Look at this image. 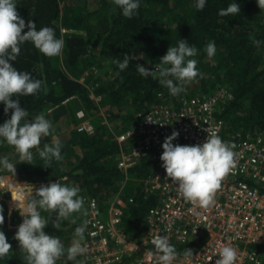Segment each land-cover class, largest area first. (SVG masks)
<instances>
[{"label":"trees","instance_id":"16d2710c","mask_svg":"<svg viewBox=\"0 0 264 264\" xmlns=\"http://www.w3.org/2000/svg\"><path fill=\"white\" fill-rule=\"evenodd\" d=\"M62 1L66 2L63 10L60 7ZM231 2L207 0L204 9L198 10L195 0H141L137 14L126 18L114 0H16L17 11L26 23L33 20L37 29L50 26L54 28L55 35L65 41L61 54L52 57L41 53L31 42H25L20 46L17 59L12 62L19 70L28 71L34 79L42 81L37 93L19 97L20 106L27 109L29 119L44 113L49 106H59L73 98H78L87 110L98 112L105 104L114 106L116 113L111 108L105 109L106 123L93 125L94 133L90 136L73 129L77 124L76 118L66 114L61 123L63 118L60 114L53 115V131L41 138L37 147L51 143L52 137L56 136L62 144V159L54 160L48 167L35 148L32 149L33 159L22 162L12 145L0 142V157L6 156L16 165L15 172L0 168V191L5 186L24 183L33 184L34 191L41 184L59 180L78 186L80 195L96 197L101 203L105 201L103 196L99 197L101 189L105 195L109 194L107 192L117 193L123 183V175L116 167L120 147L108 124L121 119L125 125L120 130L123 131L137 123L136 113L160 102L159 94L167 101L186 96L169 95L168 89L159 84L158 79L144 77L136 70L137 64L148 67L138 58L139 53L143 61L150 62L148 68L151 69L168 47L175 46L180 38L186 39L196 46L198 53L206 56L205 46L209 41H215L216 52L212 58L220 61V81L225 82L232 94L219 112V117L228 124L226 132H264V4L258 5L257 0H237L240 13L219 16L218 10ZM91 28L97 30L94 39L86 35ZM254 40L261 41V44L257 46ZM125 54H129V64L124 70H119L114 61L123 60ZM97 58L107 63L106 76L101 82L99 66L94 65ZM91 67L98 69L97 76L90 83L93 84L94 95L100 96L98 102L90 98L89 88L79 82ZM213 82L215 80L201 78L196 94L213 90ZM11 112L9 109L5 114L4 105L0 102V123L7 120ZM147 170V164L140 162L123 185L120 228L131 236L141 235L145 229L144 216L154 203L153 196L143 191L140 181ZM17 193L16 187L8 194L0 192V205L4 210L0 230L11 244L9 252L0 258V264H26L25 253L14 238L22 222L12 199V194L15 198ZM128 196L133 198L132 203L126 201ZM82 211L84 217L85 208ZM41 212L47 221L46 233H55L50 224L58 221L56 213L51 210ZM73 219L75 223L80 220ZM60 240L66 244L67 239ZM202 242L203 235L199 234L191 241L170 244L175 246L177 253L185 254L186 249L193 253ZM152 249L156 251L155 246ZM256 253L260 264H264V247L256 249ZM55 264L64 263L57 259Z\"/></svg>","mask_w":264,"mask_h":264},{"label":"built area","instance_id":"2783aa9c","mask_svg":"<svg viewBox=\"0 0 264 264\" xmlns=\"http://www.w3.org/2000/svg\"><path fill=\"white\" fill-rule=\"evenodd\" d=\"M97 73L98 69L91 67L79 79L95 102L100 96L94 95L88 78ZM158 96L160 102L135 114V125L115 135L120 147L116 167L123 183L104 203L93 196L84 198L85 252L72 260L65 255L63 263L164 264L152 249L154 236L167 234L169 243H179L202 234L203 242L192 256L177 253L169 264H215L223 245L236 250L234 264H260L256 249L264 247V132H226L219 112L232 94L224 84L169 101L162 94ZM75 116L81 123L80 131L92 135L94 126L83 110H77ZM173 131L179 133L174 144H202L208 134H215L234 145V164L206 206L185 200L162 167V143ZM140 162L148 167L140 180L143 191L153 196L154 203L144 216L145 229L135 237L120 228L121 195L131 170ZM126 201L132 203L133 198L128 196Z\"/></svg>","mask_w":264,"mask_h":264},{"label":"clouds","instance_id":"9594fccd","mask_svg":"<svg viewBox=\"0 0 264 264\" xmlns=\"http://www.w3.org/2000/svg\"><path fill=\"white\" fill-rule=\"evenodd\" d=\"M141 0H114L115 5L126 18L137 14ZM207 0H195V7L203 10ZM258 5L264 0H257ZM16 0H0V102L4 105L5 114L12 110L10 117L0 123V142L12 145L22 162L33 159L32 149L43 160L46 167L52 162L62 159V144L58 137L53 136L51 143L40 145L41 137L48 136L53 131L52 122L44 113H39L29 119L27 109L20 106L19 97L35 94L41 89L42 81L34 79L30 72L19 70L12 63L17 59L20 46L31 42L33 46L46 56L61 54L65 41L55 35L54 28L43 26L37 29L36 22L19 15ZM240 13V4L232 0L227 7L218 10L219 16ZM27 28V31L24 29ZM259 46L261 41L254 40ZM209 57L216 52L215 41H209L205 46ZM198 53L196 46L186 39L180 38L178 43L170 45L166 53L159 58L153 68L137 64L136 70L144 77L158 79L170 94L178 95L183 91L182 85L193 80L199 74L194 58ZM129 54L123 55V60H115L119 70H124L129 64ZM16 96L17 99H10ZM150 117V116H149ZM149 121H151L149 119ZM179 136L173 131L164 138L160 159L167 177L177 184L182 197L190 202L206 206L219 188L221 179L230 171L234 164V145L226 143L219 135H209L202 144H174ZM15 166L6 156L0 157V168L15 172ZM17 195L12 199L15 207L23 217L14 238L19 241L21 250L25 253L26 264H55L56 260L65 255L72 260L85 252V228L87 221L77 226L70 246L65 248L58 236L44 231L47 221L41 210H51L56 213L57 220L67 219L72 213L80 212L84 207V197L76 185L64 184L59 180L41 184L34 189L31 183L16 184ZM4 222V210L0 205V225ZM73 222L74 219H73ZM156 254L164 264L173 260L177 251L169 243L167 234H157L153 238ZM11 249V244L3 230H0V258ZM186 256H192L190 249L185 250ZM236 250L228 245L219 248L215 264H234ZM83 264V261H78Z\"/></svg>","mask_w":264,"mask_h":264},{"label":"rangeland","instance_id":"374dc122","mask_svg":"<svg viewBox=\"0 0 264 264\" xmlns=\"http://www.w3.org/2000/svg\"><path fill=\"white\" fill-rule=\"evenodd\" d=\"M66 2L62 1L60 3V7L63 10L64 9V4ZM95 32H97V30L95 28H91L88 32H86V35H90L92 39L95 38ZM85 34V33H84ZM97 53L96 50H93ZM94 53V52H93ZM95 53V54H96ZM203 53L199 52L196 55V60H197V65L196 67L199 70V74L197 75L196 78H194L193 80L185 83L182 85L183 87V91L180 92L178 95H194L197 93V90L200 88L201 86V78L205 77L206 79L209 78L210 81L215 80V82H213V84H215L214 88L215 89L217 86L221 85V84H225V82H221L220 81V70L218 65L220 64V61H216L214 60L212 57L206 56ZM138 58L142 61L145 62L148 67L150 65V62L147 60L143 61V57L141 55V53H139ZM102 59L97 58L96 59V63L94 65H98L99 66V78H100V82L104 81L105 76H106V70H107V63H104L101 61ZM153 68V67H151ZM93 77V75H92ZM90 82H93V78L89 79ZM169 95L170 92L168 91ZM175 95V96H178ZM107 108H111L112 111H114V113H116V109L114 106L111 105H105L103 104L101 106V108L99 109L98 112L95 111H90L87 110L85 108V106L82 104V102L78 99V98H73L70 101H68L67 103H64L62 105L59 106H49L45 111L44 114L46 116V118H48L52 123V116L55 115L57 112L60 114V117L63 119H60V122L63 123L62 121L66 119V117L64 115H68L69 117H73L74 119L76 118L75 113L77 110L81 109L83 110L85 117L92 123V125H95L97 122L101 123L105 120V112L104 110ZM77 121V120H76ZM106 123V121H104ZM80 121H77V124L73 127V129H78V133H83V131H80L79 129V125H80ZM226 124V128L228 127V124L225 122ZM109 128L111 129V132L113 135H116L117 133H119V131L124 128V123L123 120L118 119L116 121H114L112 124H108ZM52 129H53V124H52ZM86 135V134H84ZM44 136H42L41 138H43ZM4 176H8V175H4ZM4 176H1V179L4 180ZM16 186L13 185H9V186H5L4 188H1V193L3 194H8L12 189H15ZM17 189V187H16ZM100 191H102L101 193H99V197H104L103 201L106 200L109 196L111 195H115V193H109L108 195H105V192L103 191V189H101ZM84 198L86 197L83 196ZM84 209V208H83ZM84 211V210H83ZM83 211L81 210L80 212H74L75 216L73 217H69L65 220H54L50 225L52 226V228H55V233H50L51 235H56L59 237V239H67L66 240V245L65 248H67L68 246L71 245L73 237H74V230L77 226H79L80 224H82V219H83ZM42 214V212H41ZM53 215V214H52ZM73 215V213H72ZM43 216V215H42ZM77 218L80 219L79 221H77L76 223L72 221L73 218ZM21 221L23 220V217L21 216ZM66 223V224H64ZM44 231L46 232V227L44 228ZM49 233V232H47ZM140 235L135 234V237H139ZM66 255V254H65ZM61 256L58 258V260L63 263V258L64 256ZM78 262L75 261L74 263H70V264H77Z\"/></svg>","mask_w":264,"mask_h":264},{"label":"crops","instance_id":"0c3cea01","mask_svg":"<svg viewBox=\"0 0 264 264\" xmlns=\"http://www.w3.org/2000/svg\"><path fill=\"white\" fill-rule=\"evenodd\" d=\"M87 197V196H86ZM66 244H64V246H65ZM78 264V263H77Z\"/></svg>","mask_w":264,"mask_h":264}]
</instances>
